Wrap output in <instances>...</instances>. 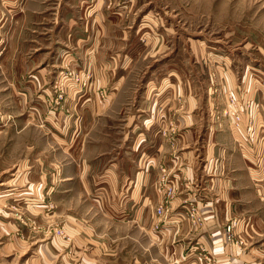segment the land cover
Wrapping results in <instances>:
<instances>
[{
    "label": "crops",
    "instance_id": "1",
    "mask_svg": "<svg viewBox=\"0 0 264 264\" xmlns=\"http://www.w3.org/2000/svg\"><path fill=\"white\" fill-rule=\"evenodd\" d=\"M93 1L82 8L90 3L87 14L100 17L106 0ZM130 1L131 23L109 38L103 26L68 29L84 55L74 64L92 72L93 87L69 114L53 117L58 133L48 136L45 164L31 180L54 209L32 189L26 202L62 217L67 264H203L205 252L216 264H264V0H174L169 23L161 0L140 17L150 1ZM140 30L149 33L142 45ZM63 47L64 56L77 54L71 40ZM157 59L146 86L128 89L131 74ZM47 70L21 73L15 94L50 95ZM230 95L244 110L242 127L223 114ZM230 222L235 245L225 238Z\"/></svg>",
    "mask_w": 264,
    "mask_h": 264
},
{
    "label": "rangeland",
    "instance_id": "2",
    "mask_svg": "<svg viewBox=\"0 0 264 264\" xmlns=\"http://www.w3.org/2000/svg\"><path fill=\"white\" fill-rule=\"evenodd\" d=\"M149 1L143 6L144 10L138 13L139 17L143 11L149 12L152 8L155 1ZM85 2L86 0H0V264H67L66 254L69 253L68 243L71 240L65 224L62 217H56L58 215L55 214L52 216L51 212L47 214L46 207L52 209L53 205L46 202L47 194L44 189L37 192V184H32L31 180L34 175L38 176L41 163L45 164L49 147L46 141L54 133H58V127L52 124L53 117L70 105H80L83 102L82 94L93 87L92 72L83 71L79 64H74L84 55H79L80 46L74 35L70 36L68 29H73L76 24L83 25L85 29L103 26L104 36L109 38L116 34L118 27L126 29L131 23L127 20L126 9H129L128 4L133 5L130 0H106L103 1L100 17L93 18V14H87L90 3L86 4L85 9L82 8ZM237 3L238 1H231L230 6L235 7ZM159 4L167 20L163 21L158 11L153 12V15L169 23L174 19L173 11H169L174 8V0H161ZM34 8L40 13H33V16L31 10ZM68 8L74 10V17L66 14ZM110 18H114L117 23ZM217 19L221 17L218 16ZM262 19L264 20V15ZM147 30L139 31L138 41L141 45L146 43L149 35ZM220 34L214 33L215 36ZM64 39L65 42L71 40L77 54L71 57L63 55ZM126 39L122 41L125 43ZM123 55V52L120 53L119 62ZM63 58L65 63L62 62ZM110 60L113 66L117 63L116 59ZM160 60L151 61L145 69L132 73L126 82L128 89L138 88L139 92L145 87L149 71ZM40 67L45 71L47 67L51 69L49 72L47 70V74L53 77L51 94L16 95L14 83L17 77L25 72L32 76ZM110 68L111 64L103 70ZM66 81L71 82V91L66 89ZM150 85L154 86V83ZM97 91L98 100L104 103L105 90ZM240 111L243 123L244 110ZM67 112L66 110L64 113L69 114ZM31 189L35 199L46 206L44 209L26 202L34 198L30 196ZM229 242L235 245L232 240Z\"/></svg>",
    "mask_w": 264,
    "mask_h": 264
},
{
    "label": "built area",
    "instance_id": "3",
    "mask_svg": "<svg viewBox=\"0 0 264 264\" xmlns=\"http://www.w3.org/2000/svg\"><path fill=\"white\" fill-rule=\"evenodd\" d=\"M75 80L77 81L78 78L76 77ZM80 81H82V78H80ZM244 104H245V107L249 110H253L257 106L256 104L250 103L248 101H246ZM223 114L229 116L232 119V123L234 126L242 127V115H241V111H240V108L238 106L237 99L235 96L230 95L228 97L227 104L223 108ZM249 126L251 127V125ZM163 211H164L163 207H158L156 212L157 214H161ZM187 214L194 225H200L203 222V217L198 212V210L195 208V206H190L189 209H187ZM233 226L234 224L232 222L228 223L225 226V238L228 241H231L233 239V233H234ZM154 227L159 228L158 225H155ZM236 242L240 243L239 240ZM200 257L202 258L203 264H216V261L214 260L212 255L207 252L201 254Z\"/></svg>",
    "mask_w": 264,
    "mask_h": 264
}]
</instances>
